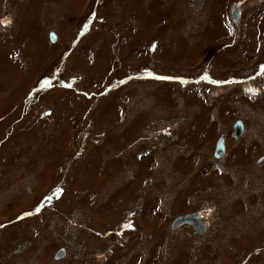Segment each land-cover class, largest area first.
<instances>
[{"label": "rangeland", "instance_id": "obj_1", "mask_svg": "<svg viewBox=\"0 0 264 264\" xmlns=\"http://www.w3.org/2000/svg\"><path fill=\"white\" fill-rule=\"evenodd\" d=\"M262 63L264 0H0V264H264Z\"/></svg>", "mask_w": 264, "mask_h": 264}, {"label": "water", "instance_id": "obj_2", "mask_svg": "<svg viewBox=\"0 0 264 264\" xmlns=\"http://www.w3.org/2000/svg\"><path fill=\"white\" fill-rule=\"evenodd\" d=\"M233 11V18L236 22L238 23V18H239V6L235 5L232 9ZM53 40L56 39V35L54 33H51ZM235 129V136L238 137L240 134L243 132L244 126L241 121H237L234 125ZM225 150V143H224V138L220 137V139L217 142V148H216V154L215 156H221L222 153H224ZM192 224L199 232H203V227L205 226L204 221H202V214L200 212H193V213H187L181 216H178L175 221L173 226L177 227L182 224ZM64 254V250H60L57 253V258H61Z\"/></svg>", "mask_w": 264, "mask_h": 264}, {"label": "snow or ice", "instance_id": "obj_3", "mask_svg": "<svg viewBox=\"0 0 264 264\" xmlns=\"http://www.w3.org/2000/svg\"><path fill=\"white\" fill-rule=\"evenodd\" d=\"M48 81H45L44 84L42 86H47L48 85ZM37 211H39V209H37Z\"/></svg>", "mask_w": 264, "mask_h": 264}, {"label": "bare ground", "instance_id": "obj_4", "mask_svg": "<svg viewBox=\"0 0 264 264\" xmlns=\"http://www.w3.org/2000/svg\"><path fill=\"white\" fill-rule=\"evenodd\" d=\"M201 213V212H200ZM202 214V213H201ZM203 216V215H202ZM205 223V222H204Z\"/></svg>", "mask_w": 264, "mask_h": 264}, {"label": "flooded vegetation", "instance_id": "obj_5", "mask_svg": "<svg viewBox=\"0 0 264 264\" xmlns=\"http://www.w3.org/2000/svg\"><path fill=\"white\" fill-rule=\"evenodd\" d=\"M225 143V142H224ZM225 147H226V144H225Z\"/></svg>", "mask_w": 264, "mask_h": 264}]
</instances>
